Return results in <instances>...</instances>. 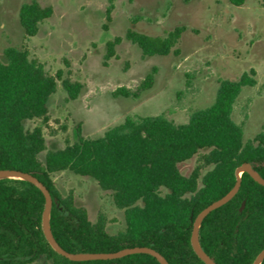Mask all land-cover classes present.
<instances>
[{
	"label": "trees",
	"instance_id": "16d2710c",
	"mask_svg": "<svg viewBox=\"0 0 264 264\" xmlns=\"http://www.w3.org/2000/svg\"><path fill=\"white\" fill-rule=\"evenodd\" d=\"M228 1L242 6L247 0ZM52 14V7L37 0L23 4L19 19L25 34L35 36ZM185 30L176 27L159 36L129 28L125 39L144 57L168 56L180 53L177 46ZM122 41L115 37L107 43V60L116 55ZM5 53L7 61H0V169L36 176L57 199L50 214L57 242L72 253L151 247L170 264H206L191 245L196 216L234 187L236 169L243 163H251L264 178V131L246 141L243 127L233 119L243 88L257 84L255 70L238 80L221 79L215 101L195 110L186 123H175L164 114L128 115L101 136H84L79 129L75 142L48 150L43 128L28 130L25 122L49 121L48 104L59 81L69 100L78 99L84 85L64 78L62 71L47 73L41 62L30 58L28 49L10 47ZM156 71L153 68L135 90L120 87L113 95L138 99L152 87ZM197 155L202 164L183 175L179 164ZM205 167L210 168L202 174ZM62 171L90 177L111 192L116 206L125 212L126 228L110 234L104 216L93 222L73 193L63 195L57 188L52 174ZM44 209V194L34 184L0 179V264H31L42 258L51 264H160L146 253L71 261L47 241ZM199 240L216 264H252L264 249V186L242 173L239 191L207 215Z\"/></svg>",
	"mask_w": 264,
	"mask_h": 264
},
{
	"label": "rangeland",
	"instance_id": "374dc122",
	"mask_svg": "<svg viewBox=\"0 0 264 264\" xmlns=\"http://www.w3.org/2000/svg\"><path fill=\"white\" fill-rule=\"evenodd\" d=\"M31 1L0 0V61H7L10 47L28 49L47 73L62 71L64 78L84 85L79 98L69 100L59 81L48 104L49 121L25 122L28 130L43 128L48 150L75 142L79 129L84 136H101L128 115L164 114L186 123L195 110L215 101L221 79L238 80L251 70L257 84L243 88L233 119L243 127L246 141L264 131V0H247L242 6L228 0H37L52 7L53 14L28 37L19 11ZM176 27L186 29L179 54L144 57L125 39L129 28L165 36ZM115 37L123 41L107 60V43ZM153 68L154 83L138 99L113 95L120 87L135 90ZM200 164L197 155L179 169L188 176ZM52 178L63 195L74 194L93 222L104 216L110 234L126 228L124 210L96 180L70 171L53 173ZM31 264L51 262L42 258Z\"/></svg>",
	"mask_w": 264,
	"mask_h": 264
},
{
	"label": "water",
	"instance_id": "95a60500",
	"mask_svg": "<svg viewBox=\"0 0 264 264\" xmlns=\"http://www.w3.org/2000/svg\"><path fill=\"white\" fill-rule=\"evenodd\" d=\"M248 173L253 177L255 181L264 186V178L260 176L253 168L251 163H243L236 169V183L234 187L223 197L212 202L206 208H204L195 218L193 223V229L191 233V245L193 250L198 255V257L203 260L206 264H216V262L203 250L200 240H199V231L204 219L209 215L212 211L217 208L228 203L239 191L241 186V177L242 173ZM5 178H13V179H21L26 180L32 184H34L37 188H39L45 197V209L43 211L42 216V229L43 233L52 246V248L59 253L60 255L68 258L71 261H92V260H113L119 259L128 255L138 254V253H146L154 256L160 264H170L168 260L157 250L151 247H128L121 249L116 252H79L72 253L65 250L55 239L53 232L50 226V214L53 207L54 201H57L56 198L52 197L49 189L34 175L23 172L15 169H0V179ZM245 204L243 203L241 207V211L244 209ZM264 260V249L257 255L254 262L252 264H261Z\"/></svg>",
	"mask_w": 264,
	"mask_h": 264
}]
</instances>
